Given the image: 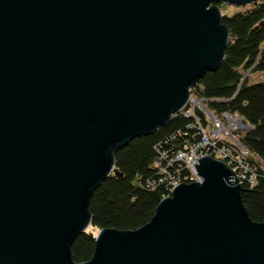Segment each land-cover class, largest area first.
<instances>
[{"label":"water","instance_id":"obj_1","mask_svg":"<svg viewBox=\"0 0 264 264\" xmlns=\"http://www.w3.org/2000/svg\"><path fill=\"white\" fill-rule=\"evenodd\" d=\"M255 1L0 0V264H264V222L210 155L148 223L101 229L88 261L72 254L93 192L119 175L116 151L185 109L221 65L218 5Z\"/></svg>","mask_w":264,"mask_h":264},{"label":"trees","instance_id":"obj_2","mask_svg":"<svg viewBox=\"0 0 264 264\" xmlns=\"http://www.w3.org/2000/svg\"><path fill=\"white\" fill-rule=\"evenodd\" d=\"M218 6L222 10L226 3ZM223 23L229 31L224 59L190 89V104L153 133L116 151L114 168L119 175H109L92 194L91 224L72 245L76 262L91 259L101 229L142 227L175 185L195 180L187 163L175 157L206 136L210 144L198 154L223 160L236 171L250 217L264 222V0L223 12ZM196 101L224 127L230 115L245 119L251 128L230 131L232 138L225 133L215 137L217 125Z\"/></svg>","mask_w":264,"mask_h":264},{"label":"built area","instance_id":"obj_3","mask_svg":"<svg viewBox=\"0 0 264 264\" xmlns=\"http://www.w3.org/2000/svg\"><path fill=\"white\" fill-rule=\"evenodd\" d=\"M209 144H210L209 137H207V136L203 137L202 142L200 144H198L195 148H193L190 151H180V152H178V154L176 155L175 158L185 161L187 163V165L189 166L191 173L196 176L195 163L198 164V161L200 159V156L196 155V153L198 152V150L201 147L209 145Z\"/></svg>","mask_w":264,"mask_h":264},{"label":"rangeland","instance_id":"obj_4","mask_svg":"<svg viewBox=\"0 0 264 264\" xmlns=\"http://www.w3.org/2000/svg\"><path fill=\"white\" fill-rule=\"evenodd\" d=\"M236 9V6L235 5H232V4H229V3H226V6L224 9H222V12H225V11H228V12H232ZM196 105L201 107V104L200 103H197L196 101ZM229 126L228 127H224L219 121H217L216 119H213V121L215 122V124L217 125L215 128V130H213V135H215L216 137H219V135L221 133H225L226 135H228V137L232 138L231 134H230V131L238 128L237 125L234 124V120L237 119L238 117H232V116H229ZM212 119V118H211ZM239 119V118H238ZM223 152H219L218 153V157L221 156ZM196 155L200 156L198 154V152L196 153ZM204 155H207V154H202L200 157L204 156ZM238 177V176H237ZM239 179V178H238Z\"/></svg>","mask_w":264,"mask_h":264}]
</instances>
